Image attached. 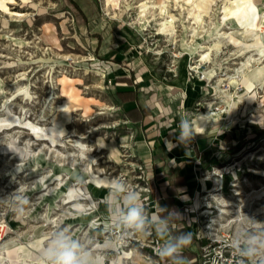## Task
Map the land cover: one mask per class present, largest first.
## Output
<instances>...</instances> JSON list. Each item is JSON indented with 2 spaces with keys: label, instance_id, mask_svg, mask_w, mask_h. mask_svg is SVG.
<instances>
[{
  "label": "rangeland",
  "instance_id": "obj_1",
  "mask_svg": "<svg viewBox=\"0 0 264 264\" xmlns=\"http://www.w3.org/2000/svg\"><path fill=\"white\" fill-rule=\"evenodd\" d=\"M142 1L159 2L120 0V6L115 7L106 0H13L8 3L10 10L0 9V90L3 89L0 116H6L5 109L9 105L22 119L50 125L53 118L60 115L58 105L68 98L66 90L75 93L71 122L67 124L70 135L65 138V145H59L62 151L73 152L66 158L55 152L50 154L49 160L48 155L38 159L30 152H6L4 146L10 141L11 133L20 136V144L28 145L30 141L33 148L46 140L36 139L32 130L15 124L0 129V248L7 242L12 245L13 240L24 246L22 259H25L29 250L40 247L31 240L41 228L49 236L55 228H64L88 245H95L96 241L102 243L112 222L108 216L101 215L99 224L94 226L78 218H67L71 202L63 203L58 196L55 206L52 198L41 199L46 189L38 180L42 175L60 174L67 180L59 189L61 193H65L70 184L78 186L83 182L92 198L88 207L95 209L90 215L93 219L94 214L107 212L104 198L108 190L107 178L97 184L91 179L93 174L99 172L110 178L124 174L130 181L139 176V182L152 186L153 170L139 157L137 126L127 119L132 109L124 105L136 90L120 86L137 84L141 89V83L150 80V85L156 86L152 91L157 92L163 81L174 82L183 75L201 82L199 94L195 95L188 112L193 125L200 113L210 107L213 112L230 107L218 93L219 78H223L221 88L234 96L231 114L212 119L203 127L211 135L215 161L203 167L202 176L214 181L220 177L224 181L218 180L209 188L221 192L209 203L223 209L219 216L224 222L231 220L233 229L237 227L233 217L238 211L242 217L245 213L264 222L262 76L254 78L255 85L250 89L255 99L237 101L238 95L246 90L241 82L242 69L251 74L264 62L254 60L250 66H242L251 52L241 55L239 46L223 38L220 49L212 50L210 61H202L201 66L191 70L201 58L191 47L211 41L217 28L230 31L232 28L228 27L234 26L231 20L225 24L221 18L223 5L231 3L216 0L211 15L195 23L198 30L193 33L192 22L185 17L187 0H169L168 10L177 16L172 24L167 21L168 27L173 28L169 33L161 28L158 9L149 20L140 17ZM255 1L264 7V0ZM16 10L21 14H15ZM7 34L16 39H7ZM26 90L30 94H26ZM78 137L91 148L94 159L82 157L80 146L72 144V138ZM86 166L89 167L87 172L83 170ZM57 181L51 178L47 182L51 186ZM151 194L152 191V202ZM229 201L231 205H227ZM151 202L149 210L153 207ZM51 205L54 208L50 209ZM12 207H22V215L10 211ZM77 227L84 229L76 230ZM148 251L138 250L140 253Z\"/></svg>",
  "mask_w": 264,
  "mask_h": 264
},
{
  "label": "bare ground",
  "instance_id": "obj_2",
  "mask_svg": "<svg viewBox=\"0 0 264 264\" xmlns=\"http://www.w3.org/2000/svg\"><path fill=\"white\" fill-rule=\"evenodd\" d=\"M168 1L169 0H159L158 3H151V4H149L147 1L140 2L139 5L140 17L144 20L147 19L149 20L150 16L155 15V11L158 9L159 10L158 14H160V16L159 17L156 16V17L162 25L161 28L169 33H172L173 28L168 27L167 21H169L170 24H172L173 19L177 16L173 12L168 10ZM215 1L216 0H187L188 5L186 6L185 17H187L188 20L192 22L191 27L193 33H195L198 30L197 25L194 24L202 22L204 20L205 15H211V11H213L212 5L215 3ZM228 1L231 4L225 3L223 5V10H222L223 14L221 18L225 24L227 23L228 20H231V22H234V26L228 25L229 26L228 28H232L230 31L229 29L226 28L221 29L222 27L219 29L217 28L215 37L211 38L212 42L203 41L200 42L198 45L191 47V51L194 50L198 51L199 55L201 56L200 62L195 64L196 67H198L200 63H202V61H210L212 50L220 49V43L222 42L223 38H227L236 46H239L241 55L246 54L247 52H251L248 56H246L247 57L246 61H242L243 62L242 66L243 65L248 66L254 60H257L258 62H264V7L263 8L260 7L255 0H228ZM9 2H13V0H0V9L5 11L10 10V7L8 6ZM106 3L112 4L115 7L120 6V0H106ZM14 13L21 14L17 10L14 11ZM6 38L14 39V40L16 39V37L11 36L10 34H7ZM255 54H259V56L255 57L254 56ZM242 72H243V76L241 82L245 85L246 90L238 95L237 101L247 100L248 102H252L255 99V95L254 93H251L250 89L255 85L254 78L262 76V78L264 79V64L258 68H255V71L251 74H248L247 73L248 71L246 72L245 68L242 69ZM222 80L223 78L218 79V83L216 87L218 89V93L221 94V96L225 97V100L226 102L229 103L230 107L226 108L223 111L221 110L219 112H213L210 109L212 107H210L206 112H201L200 116L198 115L199 117L197 118L196 121V127L198 129H202L206 125V123L211 121L212 119L217 120L221 115L223 114L230 115L232 112L231 103L232 100H234V96L228 90H224L221 88L220 83ZM232 81L235 82L236 80L233 78ZM0 82H2L1 79ZM21 88H23V86H21ZM1 92H3V89L0 90V93ZM66 92L68 94V98L63 103L58 105V111L60 115L57 117L55 116L53 118L52 123L46 126L35 123L30 119H25V118L22 119L20 115L15 114L12 111L11 107L7 105L5 109L6 116H0V129L13 124L27 127L30 130H32V132L36 136V139L46 140V142L43 143L39 142L38 146L33 148L32 143L30 141L28 142V145L20 144L19 142L20 136L11 133L9 136L10 141L4 146L6 152H15V153L20 152V154L21 153L27 154V152H30L31 155H35L38 159L44 157L46 158L48 155V160L50 159V154L52 152H55L56 155H61V157L64 158L71 155L73 153L72 151L64 152L59 147V145H65L66 143L65 138L70 135L68 134L70 130L67 128V124L71 122L72 111H73V105L71 104V102L75 98V93L72 90H66ZM25 93L30 94L28 90H26ZM202 121H203V125H202ZM72 144L80 146V154L82 157H89L93 159L95 158V155L91 154L90 152L91 148H89L88 144L83 142L79 137L72 138ZM23 157L26 158L27 156H21V158ZM83 170L87 172L89 170V167L88 166L83 167ZM52 174L53 173L42 175L39 178L38 182L41 183L40 185L46 189V190L44 189L45 191L42 192L40 198L44 200H46V198L48 197L52 198L53 205L55 204L56 206L58 205V202H56L58 201L57 197L61 196L63 203L71 202V204L68 207L69 208L68 209L69 212L67 213L68 215L66 214L67 218H74V219L78 218L80 222L86 221L87 223H90L92 226H94L95 221L93 220V217H90V215L93 213L95 209L92 207H88V204L91 203L92 198L89 192L84 187L83 182H81L78 186H76L75 184H70L68 187H66L65 193H61L59 189L67 183V180H63V177H61L60 174H57V176H54ZM51 178L58 179V181L56 182L55 185L49 186V182L47 181L50 180ZM103 178H107L106 179L107 182L110 179H112L108 176H101L99 172L91 176V179L97 184L100 183V181ZM83 194L84 196L81 197ZM226 203L227 205L232 204V202L230 201ZM247 205L249 206V204ZM52 208L54 207L51 205L50 209ZM226 210L227 212L232 211L231 209H226ZM241 218L243 217L241 216ZM236 219H237L236 216L233 217V221L236 222ZM49 220L55 222V224L58 223V220H52L51 218ZM83 229L84 228L82 227L76 228V230H83ZM86 232L87 230L85 231V233ZM48 237L49 234L46 231H44L43 228H41V230L38 233H34L31 242L32 244H38L39 246H41L44 240L47 239ZM10 242H13L12 245H10L9 242H7L4 244L3 247L1 246L2 248H0V264H19V263L29 264V257L33 255L32 250H29L27 254L28 259L27 258L22 259V251L24 250V246L19 243H14L13 240ZM100 244L101 243L99 241H96V244L94 246L99 247ZM130 254H131L130 250L124 249L125 256H129Z\"/></svg>",
  "mask_w": 264,
  "mask_h": 264
},
{
  "label": "crops",
  "instance_id": "obj_3",
  "mask_svg": "<svg viewBox=\"0 0 264 264\" xmlns=\"http://www.w3.org/2000/svg\"><path fill=\"white\" fill-rule=\"evenodd\" d=\"M184 76L174 82L163 81V84L158 86L160 90L158 89L157 92L152 91L154 84L150 85V80L142 82L141 89L137 84L120 86V88L136 90L135 94L127 97L124 105L126 109H132L131 114L126 116L127 119L137 126L136 138L141 145L139 157L153 170L154 177L151 180L153 213L162 214V208H175L180 212L185 199L192 198L196 192L209 190L218 180L224 182L220 177H216L214 181L202 176L203 167L210 161H215L214 151L211 148V135L208 131H204L205 128L197 130L194 125L199 134L187 147L181 144L168 150L165 145L166 140L176 142L172 134L179 131V117L189 115L193 99L199 94L201 82L189 80ZM143 88L145 89L142 91ZM107 214L108 212L94 215L101 218V215L108 216ZM180 229L191 232L182 219L172 221L171 232L179 234ZM199 245V241L192 233V243L181 253L187 264H200ZM132 259L141 263L145 258L143 253L134 251ZM109 260L110 258L106 259V264ZM168 261L172 264L171 260Z\"/></svg>",
  "mask_w": 264,
  "mask_h": 264
},
{
  "label": "clouds",
  "instance_id": "obj_4",
  "mask_svg": "<svg viewBox=\"0 0 264 264\" xmlns=\"http://www.w3.org/2000/svg\"><path fill=\"white\" fill-rule=\"evenodd\" d=\"M260 83L264 85V81ZM178 129V133L172 134L175 143L165 141L168 150L181 144L187 147L199 134L190 116L180 115ZM104 201L112 227L119 230L110 239L96 247L73 237L67 229L55 228L38 249H32L29 264H106L109 258L111 264H125L131 257L124 255L120 240L128 233L154 234L158 241L155 253L159 258L171 260L172 264H187L181 253L192 243V233L173 234L170 230L172 221L183 219L178 210L162 208V214L149 213L139 192L123 178L108 181ZM10 211L22 215L23 208L12 207ZM235 215L237 227L228 247L240 258L239 264H264V222L245 213L241 218L240 211Z\"/></svg>",
  "mask_w": 264,
  "mask_h": 264
},
{
  "label": "built area",
  "instance_id": "obj_5",
  "mask_svg": "<svg viewBox=\"0 0 264 264\" xmlns=\"http://www.w3.org/2000/svg\"><path fill=\"white\" fill-rule=\"evenodd\" d=\"M192 66L191 70H193ZM153 179L154 175H150ZM117 178H123L132 188L136 189L141 198L142 203L145 205L146 210L149 213L153 211L150 208V192L153 191L150 183L139 182V176L136 180H127L124 174L117 175ZM141 183L140 185H138ZM217 189L205 190L204 192H196L192 198L184 200V205L180 213L183 216L185 225L190 229L199 241V254L198 260L200 264H239L240 258L234 253V251L228 247V242L231 241L235 229L232 228L230 223L231 220L224 222L219 216L223 213V209H219L217 206L209 203L212 198H216L219 195ZM218 198V197H217ZM218 208V209H217ZM100 219L96 216L93 220L95 225ZM119 230L112 227V222L109 224V228L105 231L102 241L109 239L114 233ZM121 245L124 249L131 251L128 257L130 260L125 261V264H169L167 259L162 260L159 258L155 249L158 247V241L154 234H135L128 233L120 240ZM139 248L149 249L144 254V261L138 262L132 259L134 251H138ZM108 264H111L109 260Z\"/></svg>",
  "mask_w": 264,
  "mask_h": 264
},
{
  "label": "trees",
  "instance_id": "obj_6",
  "mask_svg": "<svg viewBox=\"0 0 264 264\" xmlns=\"http://www.w3.org/2000/svg\"><path fill=\"white\" fill-rule=\"evenodd\" d=\"M180 231L182 232V231H184L183 229H180ZM184 232H186V231H184ZM174 234H176V233H174Z\"/></svg>",
  "mask_w": 264,
  "mask_h": 264
}]
</instances>
